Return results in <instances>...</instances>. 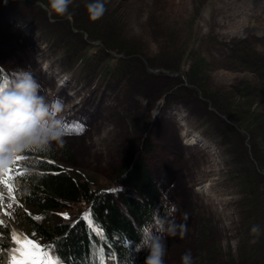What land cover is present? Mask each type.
Segmentation results:
<instances>
[{
    "label": "rangeland",
    "instance_id": "rangeland-1",
    "mask_svg": "<svg viewBox=\"0 0 264 264\" xmlns=\"http://www.w3.org/2000/svg\"><path fill=\"white\" fill-rule=\"evenodd\" d=\"M92 2L57 16L47 0H0L7 81L30 72L47 101L62 100L71 166L102 188L131 194L116 167L144 158L176 229L164 264L189 251L193 264H264V0H103L95 20ZM21 210L2 198L0 252L17 237L38 244Z\"/></svg>",
    "mask_w": 264,
    "mask_h": 264
},
{
    "label": "trees",
    "instance_id": "trees-1",
    "mask_svg": "<svg viewBox=\"0 0 264 264\" xmlns=\"http://www.w3.org/2000/svg\"><path fill=\"white\" fill-rule=\"evenodd\" d=\"M92 48L78 56L80 63L96 51ZM25 159L39 169L23 179L30 192L22 196L18 189L10 191L24 205L20 216L26 235L58 264H132L140 259L136 250L140 227L153 212L166 214L165 201L142 156L116 167L114 180L129 187L131 194L102 188L95 177L71 167L72 149L66 143ZM73 205L88 215L74 213L68 218L67 208Z\"/></svg>",
    "mask_w": 264,
    "mask_h": 264
},
{
    "label": "clouds",
    "instance_id": "clouds-1",
    "mask_svg": "<svg viewBox=\"0 0 264 264\" xmlns=\"http://www.w3.org/2000/svg\"><path fill=\"white\" fill-rule=\"evenodd\" d=\"M71 3L72 0H47V8L57 16H64ZM87 10L90 19L100 18L105 11L103 0H93ZM64 112L62 100L53 98L47 101L41 95V85L30 72L18 71L7 83L0 79V202L9 194L10 188L20 186V180L39 171L25 157L64 145ZM16 171L22 172L23 176L10 181V174ZM251 231L258 233L259 227L254 226ZM138 235L137 252H147L144 264H164L166 238L176 235L175 226L167 215L153 212L140 227ZM15 245L16 241L12 239L9 249ZM9 249L0 252V264H11V257L7 254ZM181 262L193 264L190 251L181 256Z\"/></svg>",
    "mask_w": 264,
    "mask_h": 264
},
{
    "label": "snow or ice",
    "instance_id": "snow-or-ice-1",
    "mask_svg": "<svg viewBox=\"0 0 264 264\" xmlns=\"http://www.w3.org/2000/svg\"><path fill=\"white\" fill-rule=\"evenodd\" d=\"M15 241L18 247L11 258V264H57L51 253H46L34 241L20 237Z\"/></svg>",
    "mask_w": 264,
    "mask_h": 264
},
{
    "label": "bare ground",
    "instance_id": "bare-ground-1",
    "mask_svg": "<svg viewBox=\"0 0 264 264\" xmlns=\"http://www.w3.org/2000/svg\"><path fill=\"white\" fill-rule=\"evenodd\" d=\"M32 33V32H31ZM186 141H189V142H193L194 141V138H193V136H190L189 138H187V140ZM187 143V142H186ZM192 144V143H191ZM193 144H195V143H193ZM1 215H3L2 214V212L0 211V216Z\"/></svg>",
    "mask_w": 264,
    "mask_h": 264
}]
</instances>
